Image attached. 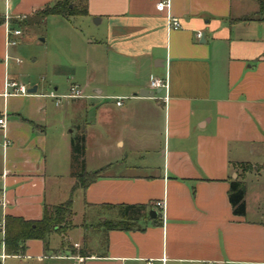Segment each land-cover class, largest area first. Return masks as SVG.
<instances>
[{
  "label": "crops",
  "instance_id": "0c3cea01",
  "mask_svg": "<svg viewBox=\"0 0 264 264\" xmlns=\"http://www.w3.org/2000/svg\"><path fill=\"white\" fill-rule=\"evenodd\" d=\"M57 1L0 0V264L9 257L7 216L37 221L46 207L69 199L82 210L60 234V248L50 247L55 233L48 250L33 240L15 257L264 264V200L252 209L246 203L243 217L229 202L231 181L241 174L236 165L252 166L245 185L251 172H264V0H169L163 13L162 0H88L78 27L61 16L35 20ZM168 13L179 29H167ZM34 25L46 30L40 41L49 46L37 69L48 79L19 59ZM9 29L22 30L21 43L7 45ZM157 79L168 88L153 90ZM9 81L36 93L14 95L5 90ZM73 86L84 98L57 106L48 97ZM143 90L154 96H140ZM79 131L87 172L102 171L86 190L72 177L71 138ZM121 204L150 210L130 231H107L102 224L119 219L108 205Z\"/></svg>",
  "mask_w": 264,
  "mask_h": 264
},
{
  "label": "trees",
  "instance_id": "16d2710c",
  "mask_svg": "<svg viewBox=\"0 0 264 264\" xmlns=\"http://www.w3.org/2000/svg\"><path fill=\"white\" fill-rule=\"evenodd\" d=\"M87 3L88 0H58L37 12L40 16L38 22L42 24L50 16H61L65 19L87 16ZM29 21L27 20V22L23 23L26 25ZM1 23L2 20H0ZM23 23H18V25L22 26ZM85 155L86 134L79 131L71 138V167L72 177L75 178L77 186L84 190L102 176V171L87 172ZM235 167L243 172L239 174L237 180L231 181L229 202L233 214L243 217L246 215V185L242 177L245 173L252 170V166L239 164ZM108 207L118 209L119 219L117 221H105L102 225L106 227L107 231H130L134 229L137 221L148 215L150 210V206L144 204L108 205ZM74 215L73 200L69 199L62 204L46 207L42 219L37 221H27L23 218L7 216L4 225V249L6 255L24 256L27 244L33 240L43 241L45 248L48 250V239L51 235L55 233L66 234L68 230L75 226L73 222ZM161 218L162 216L159 214L155 220L161 221ZM73 253H77L76 250H73ZM80 254L83 256L87 255L85 248L80 251Z\"/></svg>",
  "mask_w": 264,
  "mask_h": 264
},
{
  "label": "rangeland",
  "instance_id": "374dc122",
  "mask_svg": "<svg viewBox=\"0 0 264 264\" xmlns=\"http://www.w3.org/2000/svg\"><path fill=\"white\" fill-rule=\"evenodd\" d=\"M34 18L35 20H39L40 16L37 14ZM71 19L73 20L71 26L78 27L77 24H79L78 23L79 19H76V17H73ZM38 34H41L42 36H40L39 38H33V36L38 35ZM45 34H46L45 28L41 27L40 25H34L30 29V31L27 33V35H29L30 39L32 38V40L25 41L24 43H21L18 46L19 47L18 50H20L19 59L23 61V66L33 68L34 73L35 72L40 73V76H39L40 79H43V78L45 79L46 77L42 74V72H40L43 70L42 68L40 70L37 69L41 65L40 55L45 50V47L49 46V42L45 44L40 41L41 39H43V37H45L44 36ZM36 57L39 58V62L33 64V61L34 59H36ZM46 79L48 78L46 77ZM67 89H68V86L67 84H65V88L63 89V91L65 92ZM242 172L243 171H241V173ZM255 173L256 171L251 172L246 180L247 185H246L245 201L248 204L249 208L251 209L257 207L258 201L260 199L264 200V172H262L261 174H257V173L255 174ZM81 210L82 209L79 203L77 206L74 205V208H73L74 212H77L80 215L79 211ZM73 236H75V233L73 234ZM62 243H63L62 236L60 234L54 235L51 237L50 247L52 249H55V248L59 249ZM1 252H3V250L1 249V246H0V253ZM4 264H64V263H62L61 261L50 259L49 257L41 261L38 258L32 257V256L29 258L9 256L4 261Z\"/></svg>",
  "mask_w": 264,
  "mask_h": 264
},
{
  "label": "built area",
  "instance_id": "2783aa9c",
  "mask_svg": "<svg viewBox=\"0 0 264 264\" xmlns=\"http://www.w3.org/2000/svg\"><path fill=\"white\" fill-rule=\"evenodd\" d=\"M157 10L161 13L163 12H169L170 10V1L169 0H162L157 4ZM181 27V23L178 18L173 17L171 14H167V29L172 30V29H179ZM23 39V32L21 29H9L8 30V42L7 45L9 47L15 46L19 43L22 42ZM20 62V61H19ZM151 88L153 90H165L168 88V83L166 81H161V80H153L151 82ZM13 89V94L14 95H22V96H27L29 95V90L25 85L16 83V82H7L5 84V90ZM8 95V94H6ZM51 99L55 101V104L57 106H60L65 100H70V99H81L84 98V93L83 90H81L78 86H73L69 90V92L65 95H57L56 93L52 92L48 95ZM167 99V98H166ZM122 102L119 101L117 102V106H121ZM5 116L0 118V126L2 128L6 127L5 124ZM7 143L4 144L6 146ZM155 207L161 211V213H164L165 211V202L164 201H159L156 202ZM83 258H80V261H83ZM148 264H151L150 262Z\"/></svg>",
  "mask_w": 264,
  "mask_h": 264
},
{
  "label": "water",
  "instance_id": "95a60500",
  "mask_svg": "<svg viewBox=\"0 0 264 264\" xmlns=\"http://www.w3.org/2000/svg\"><path fill=\"white\" fill-rule=\"evenodd\" d=\"M36 90H29V93H36L35 92ZM140 96L142 97H149V96H154V92L152 91H149V90H143L141 93H140ZM153 216V214H152Z\"/></svg>",
  "mask_w": 264,
  "mask_h": 264
}]
</instances>
